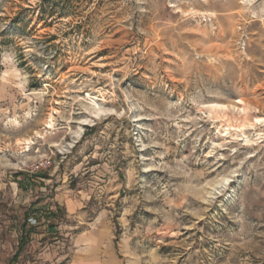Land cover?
<instances>
[{"label": "rangeland", "instance_id": "1", "mask_svg": "<svg viewBox=\"0 0 264 264\" xmlns=\"http://www.w3.org/2000/svg\"><path fill=\"white\" fill-rule=\"evenodd\" d=\"M0 264H264V0H0Z\"/></svg>", "mask_w": 264, "mask_h": 264}, {"label": "bare ground", "instance_id": "2", "mask_svg": "<svg viewBox=\"0 0 264 264\" xmlns=\"http://www.w3.org/2000/svg\"><path fill=\"white\" fill-rule=\"evenodd\" d=\"M227 106H221V105H216V106H213L212 107V112H213V114L215 115V118L216 119H220V120H222V121H227L228 122V126H229V129H227L225 132H226V136L227 135H230L231 133H230V130H231V124H230V119L228 118V115H227V113H226V110H227ZM219 109H224V112H223V114H221L220 113V110ZM243 113H244V119L242 120V122H241V125L239 126V130L240 131H237V132H240V133H242V134H244L245 133V129L247 128V127H253L254 125H255V123H251L250 121H248V118H247V116H248V114H250L249 113V110L247 109V108H244L243 109ZM262 119H257L256 120V123H261L262 124ZM52 125V124H51ZM247 140V139H246ZM248 142V141H247ZM26 144H29V142L27 141L26 142Z\"/></svg>", "mask_w": 264, "mask_h": 264}, {"label": "trees", "instance_id": "3", "mask_svg": "<svg viewBox=\"0 0 264 264\" xmlns=\"http://www.w3.org/2000/svg\"><path fill=\"white\" fill-rule=\"evenodd\" d=\"M32 233H33L32 231H26L25 229L21 233L20 247H19V251H18L16 259L19 257V254H21L25 245L28 243L29 239L31 238Z\"/></svg>", "mask_w": 264, "mask_h": 264}, {"label": "built area", "instance_id": "4", "mask_svg": "<svg viewBox=\"0 0 264 264\" xmlns=\"http://www.w3.org/2000/svg\"><path fill=\"white\" fill-rule=\"evenodd\" d=\"M43 170V165H36L35 167H34V172H40V171H42Z\"/></svg>", "mask_w": 264, "mask_h": 264}]
</instances>
